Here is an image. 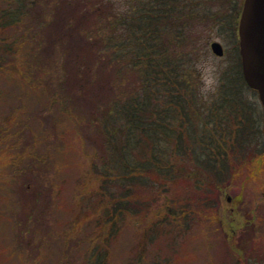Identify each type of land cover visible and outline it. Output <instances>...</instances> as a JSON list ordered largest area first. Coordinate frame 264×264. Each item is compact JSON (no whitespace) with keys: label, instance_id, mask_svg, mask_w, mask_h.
Masks as SVG:
<instances>
[{"label":"rangeland","instance_id":"rangeland-1","mask_svg":"<svg viewBox=\"0 0 264 264\" xmlns=\"http://www.w3.org/2000/svg\"><path fill=\"white\" fill-rule=\"evenodd\" d=\"M35 1L32 8L31 0L23 1L27 11L18 28L0 21V264H97L98 257L103 264H264V118L258 92L247 88L241 94L254 117L248 122L251 141L231 161L238 178L234 187L221 190L216 209L196 217L174 213L175 198L182 202L185 193L189 200L195 194L190 185L169 182L161 194L155 187L139 189L149 202L142 214L115 211L98 171L102 141L88 119L137 91L146 66L109 61L115 47L104 49L102 43L112 35V15L84 14L96 0ZM111 1L125 15L145 0ZM220 1H182L194 2L191 7L206 16L199 26L192 24L202 39L181 51L182 77L203 100L222 95L221 83L238 59V23L229 34L226 23L235 12L238 21L236 6L243 0ZM10 8L9 0H0V15ZM214 40L223 45V55L212 51ZM206 64L216 81L207 93ZM25 80H33L35 89Z\"/></svg>","mask_w":264,"mask_h":264},{"label":"trees","instance_id":"trees-1","mask_svg":"<svg viewBox=\"0 0 264 264\" xmlns=\"http://www.w3.org/2000/svg\"><path fill=\"white\" fill-rule=\"evenodd\" d=\"M23 1L9 0L10 13L0 15L3 27H19L27 11L22 8ZM182 1L145 0L125 15L116 11L111 0H96L92 10L86 6L84 9L86 18L106 15L105 10L112 15V35L102 43L104 49L115 47L110 62L119 59L135 67L146 66L141 70L137 91L116 98L102 114L88 119L96 124L102 141L98 171L105 176L102 189L114 200L115 211L142 214L149 202L142 199L139 189L155 187V192L161 194L169 182L190 185L196 195L189 200L185 193L182 202L175 198L174 213L196 217L216 209L221 190L238 178L231 161L240 158L245 144L251 141L252 125L248 122L254 117L247 113L241 96L249 87L239 52L235 66L227 70L226 80L221 83L222 95L218 93L216 99L203 100L196 86L182 77L185 55L181 51L193 49L202 39L194 36L192 24L198 21L199 26L206 17L191 7L197 4ZM35 4L31 0L27 6ZM241 5L235 6L241 9ZM5 14L8 18L4 20ZM234 16L226 23L227 33L236 29V12ZM33 83L25 80V86L34 90ZM112 219L108 223L112 224ZM97 264H103V259L98 257Z\"/></svg>","mask_w":264,"mask_h":264},{"label":"water","instance_id":"water-1","mask_svg":"<svg viewBox=\"0 0 264 264\" xmlns=\"http://www.w3.org/2000/svg\"><path fill=\"white\" fill-rule=\"evenodd\" d=\"M238 31L245 80L258 90L264 107V0H244ZM211 47L224 54L221 42L213 41Z\"/></svg>","mask_w":264,"mask_h":264},{"label":"clouds","instance_id":"clouds-1","mask_svg":"<svg viewBox=\"0 0 264 264\" xmlns=\"http://www.w3.org/2000/svg\"><path fill=\"white\" fill-rule=\"evenodd\" d=\"M200 66V65H198ZM204 71V81L205 84L202 86V90L207 93L209 89L214 90L215 87V77L213 76V68L210 64H206L203 66Z\"/></svg>","mask_w":264,"mask_h":264}]
</instances>
